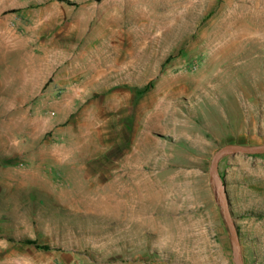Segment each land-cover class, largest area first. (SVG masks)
I'll list each match as a JSON object with an SVG mask.
<instances>
[{"label":"rangeland","instance_id":"rangeland-1","mask_svg":"<svg viewBox=\"0 0 264 264\" xmlns=\"http://www.w3.org/2000/svg\"><path fill=\"white\" fill-rule=\"evenodd\" d=\"M227 144L264 145V0H0V264H234ZM218 174L264 264V154Z\"/></svg>","mask_w":264,"mask_h":264},{"label":"water","instance_id":"water-1","mask_svg":"<svg viewBox=\"0 0 264 264\" xmlns=\"http://www.w3.org/2000/svg\"><path fill=\"white\" fill-rule=\"evenodd\" d=\"M264 145H237L227 144L220 147L212 156L209 166V176L214 186V189L219 198L222 215L228 229V234L231 243L232 260L234 264H243L240 255V243L236 225L233 221L232 214L229 209V202L225 191L223 180L218 174V164L220 160L228 155H263Z\"/></svg>","mask_w":264,"mask_h":264},{"label":"trees","instance_id":"trees-1","mask_svg":"<svg viewBox=\"0 0 264 264\" xmlns=\"http://www.w3.org/2000/svg\"><path fill=\"white\" fill-rule=\"evenodd\" d=\"M21 243L25 244V245H31V246L35 247L36 249H41V250H48L49 249V247H47V246L38 245V243L34 240H28L27 239V240L21 241Z\"/></svg>","mask_w":264,"mask_h":264}]
</instances>
